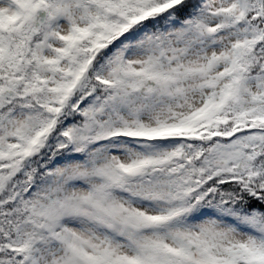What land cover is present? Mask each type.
I'll return each instance as SVG.
<instances>
[{
    "label": "snow or ice",
    "instance_id": "1",
    "mask_svg": "<svg viewBox=\"0 0 264 264\" xmlns=\"http://www.w3.org/2000/svg\"><path fill=\"white\" fill-rule=\"evenodd\" d=\"M0 264H264V0H0Z\"/></svg>",
    "mask_w": 264,
    "mask_h": 264
}]
</instances>
